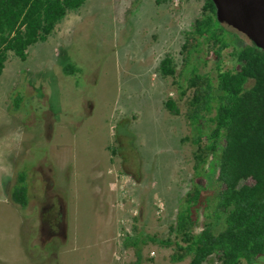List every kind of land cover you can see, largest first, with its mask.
<instances>
[{"label": "rangeland", "instance_id": "obj_1", "mask_svg": "<svg viewBox=\"0 0 264 264\" xmlns=\"http://www.w3.org/2000/svg\"><path fill=\"white\" fill-rule=\"evenodd\" d=\"M202 4L87 0L26 60H8L0 76V264H127L136 256L118 236L123 218L127 230L168 235L192 184L193 146L182 142L191 134L184 115L164 108L178 93L156 68L167 53L182 63L184 32ZM131 172L142 179L133 200L120 203L116 178ZM18 173L29 185L26 207L10 199ZM172 252L150 242L142 264L189 263L172 262Z\"/></svg>", "mask_w": 264, "mask_h": 264}, {"label": "trees", "instance_id": "obj_2", "mask_svg": "<svg viewBox=\"0 0 264 264\" xmlns=\"http://www.w3.org/2000/svg\"><path fill=\"white\" fill-rule=\"evenodd\" d=\"M86 1L0 0V76L12 56L26 60L30 46L46 41ZM241 35L217 19L213 0H203L200 15L184 32L182 63L167 53L156 68L178 93L164 100V108L184 115L190 127L182 142L193 146L194 173L167 236L133 224L123 244L136 259L127 264H142L150 242L172 248V262L264 264V50ZM224 57L234 59L232 67L223 65ZM210 60L213 71L201 72L200 65ZM132 176L142 179L140 173ZM29 197L27 177L18 173L10 199L26 207Z\"/></svg>", "mask_w": 264, "mask_h": 264}, {"label": "water", "instance_id": "obj_3", "mask_svg": "<svg viewBox=\"0 0 264 264\" xmlns=\"http://www.w3.org/2000/svg\"><path fill=\"white\" fill-rule=\"evenodd\" d=\"M217 19L264 50V0H213Z\"/></svg>", "mask_w": 264, "mask_h": 264}, {"label": "built area", "instance_id": "obj_4", "mask_svg": "<svg viewBox=\"0 0 264 264\" xmlns=\"http://www.w3.org/2000/svg\"><path fill=\"white\" fill-rule=\"evenodd\" d=\"M179 1L180 0H172L170 3L173 6H178L179 5ZM119 182H120V203H124V201H129L130 199H132V193L134 188L137 186L138 181L136 179H134L131 175L129 174H120L119 176H117L116 178ZM133 200V199H132ZM155 209H156V213L157 215H161L163 214L166 205H165V201L163 200L162 197L158 196L155 199ZM131 213L133 215V217H136L138 215V209H132ZM129 219H122L121 223H120V229L118 232V236L122 237V236H127L128 233H131V229L127 230V225H128Z\"/></svg>", "mask_w": 264, "mask_h": 264}, {"label": "crops", "instance_id": "obj_5", "mask_svg": "<svg viewBox=\"0 0 264 264\" xmlns=\"http://www.w3.org/2000/svg\"><path fill=\"white\" fill-rule=\"evenodd\" d=\"M55 149H57V148H55ZM58 149H59V148H58ZM58 149H57V150H58Z\"/></svg>", "mask_w": 264, "mask_h": 264}]
</instances>
